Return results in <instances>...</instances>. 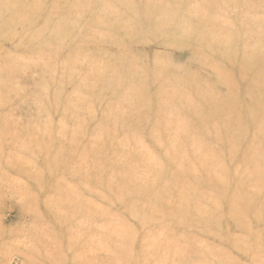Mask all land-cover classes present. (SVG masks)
<instances>
[{
	"label": "rangeland",
	"instance_id": "obj_1",
	"mask_svg": "<svg viewBox=\"0 0 264 264\" xmlns=\"http://www.w3.org/2000/svg\"><path fill=\"white\" fill-rule=\"evenodd\" d=\"M0 264H264V0H0Z\"/></svg>",
	"mask_w": 264,
	"mask_h": 264
}]
</instances>
